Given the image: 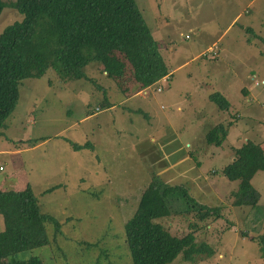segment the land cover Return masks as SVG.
<instances>
[{
    "label": "rangeland",
    "instance_id": "1",
    "mask_svg": "<svg viewBox=\"0 0 264 264\" xmlns=\"http://www.w3.org/2000/svg\"><path fill=\"white\" fill-rule=\"evenodd\" d=\"M3 1L0 32L23 17L10 7L13 0ZM136 2L171 75L138 94L134 83L124 84L134 91L124 94L91 63L85 67L90 80L63 83L48 72L19 86L0 135V189L29 184L41 212L58 219L60 230L46 222L48 244L17 255L61 264H133L124 223L148 182L159 177L184 184L199 202L221 205L222 214L159 218L171 232L194 231L214 248L209 257L190 262L178 254L168 264H264L253 240L264 232V171L251 178L260 194L255 205H234L238 179L222 172L244 141L264 147V0ZM215 92L227 100V110L210 99ZM102 99L114 107H99ZM218 124L227 127L226 138L209 144L207 133ZM71 141L92 147L75 150Z\"/></svg>",
    "mask_w": 264,
    "mask_h": 264
},
{
    "label": "trees",
    "instance_id": "2",
    "mask_svg": "<svg viewBox=\"0 0 264 264\" xmlns=\"http://www.w3.org/2000/svg\"><path fill=\"white\" fill-rule=\"evenodd\" d=\"M9 5L23 17L0 32V135L17 103L19 86L27 78H41L53 72L63 83L90 80L85 67L94 63L125 94L130 90L137 93L169 75L160 44L136 0H13ZM6 6L0 0V14ZM124 84L137 88L133 91L132 86L125 88ZM210 99L221 110L229 108L220 92L212 93ZM112 104L102 99L99 107ZM227 132V127L218 124L207 133L206 140L221 145ZM71 145L75 150L92 147L89 141H71ZM234 157L222 168L229 179H238V187L231 193L233 204L255 205L260 194L251 178L256 171H264V147L246 140L234 147ZM220 210L221 205L197 201L184 184L152 178L134 213L124 223L133 264H168L178 254L190 262L197 256L213 255L212 245L198 241L194 231L177 235L159 218L196 211L200 219H205L220 217ZM0 215V264H61L49 263L38 255H17L48 244L46 222H53L60 230L58 219L41 212L29 184L20 190L0 189ZM253 240L264 254V232L253 236Z\"/></svg>",
    "mask_w": 264,
    "mask_h": 264
},
{
    "label": "crops",
    "instance_id": "3",
    "mask_svg": "<svg viewBox=\"0 0 264 264\" xmlns=\"http://www.w3.org/2000/svg\"><path fill=\"white\" fill-rule=\"evenodd\" d=\"M169 74L171 75V71L169 72ZM167 79H168V78H167ZM142 90H144V89H142ZM142 90H141V91H142ZM137 94H138V93H137ZM109 101H110V100H109ZM110 102H111V101H110ZM105 103H106V102H105ZM114 105H115V104H114ZM114 105H112V106H110V107H114ZM178 160H179V159H176V161H175L173 164L178 163ZM181 160H182V158L180 159V161H181ZM2 228H3V226H2ZM2 228H1V229H2Z\"/></svg>",
    "mask_w": 264,
    "mask_h": 264
},
{
    "label": "built area",
    "instance_id": "4",
    "mask_svg": "<svg viewBox=\"0 0 264 264\" xmlns=\"http://www.w3.org/2000/svg\"><path fill=\"white\" fill-rule=\"evenodd\" d=\"M212 50H214V48H212ZM264 81H261V83H263ZM158 91H160L161 90V87H158V89H157ZM143 91H145V92H147V90L145 89V90H143ZM0 169H2V167L0 166Z\"/></svg>",
    "mask_w": 264,
    "mask_h": 264
}]
</instances>
